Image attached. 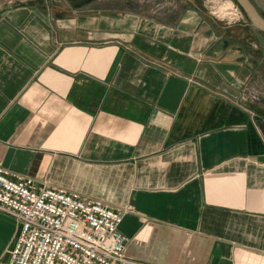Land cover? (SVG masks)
<instances>
[{"label": "crops", "instance_id": "1", "mask_svg": "<svg viewBox=\"0 0 264 264\" xmlns=\"http://www.w3.org/2000/svg\"><path fill=\"white\" fill-rule=\"evenodd\" d=\"M89 1L0 0V164L131 206V258L264 264V31Z\"/></svg>", "mask_w": 264, "mask_h": 264}, {"label": "built area", "instance_id": "2", "mask_svg": "<svg viewBox=\"0 0 264 264\" xmlns=\"http://www.w3.org/2000/svg\"><path fill=\"white\" fill-rule=\"evenodd\" d=\"M132 207L56 186H37L0 164V211L20 222L9 264H150L127 255L120 225Z\"/></svg>", "mask_w": 264, "mask_h": 264}, {"label": "rangeland", "instance_id": "3", "mask_svg": "<svg viewBox=\"0 0 264 264\" xmlns=\"http://www.w3.org/2000/svg\"><path fill=\"white\" fill-rule=\"evenodd\" d=\"M113 1H116L118 9L142 10L151 15L156 16V14H159V17L164 16L166 20L167 17H171L168 16L170 12L183 11L190 6L198 7L219 20L228 21L229 23L249 22L264 31L261 26L253 21L238 0H97L95 4L100 7H108L114 4ZM250 1L264 18V0ZM16 2H20V0H7V3L14 4Z\"/></svg>", "mask_w": 264, "mask_h": 264}, {"label": "water", "instance_id": "4", "mask_svg": "<svg viewBox=\"0 0 264 264\" xmlns=\"http://www.w3.org/2000/svg\"><path fill=\"white\" fill-rule=\"evenodd\" d=\"M240 4L245 8V10L249 13L251 18L254 16L260 20V22L263 24L261 26L264 29V18L260 15V13L256 10L254 5L251 3L250 0H238ZM253 19V18H252ZM254 21V20H253ZM260 26V25H259Z\"/></svg>", "mask_w": 264, "mask_h": 264}, {"label": "bare ground", "instance_id": "5", "mask_svg": "<svg viewBox=\"0 0 264 264\" xmlns=\"http://www.w3.org/2000/svg\"><path fill=\"white\" fill-rule=\"evenodd\" d=\"M253 18V20H254V22L256 23V24H258V25H260V26H263V24L260 22V20L258 19V18H256V17H252Z\"/></svg>", "mask_w": 264, "mask_h": 264}]
</instances>
